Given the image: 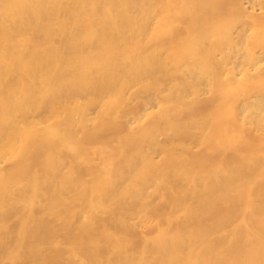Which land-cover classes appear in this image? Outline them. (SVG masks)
<instances>
[{
	"label": "bare ground",
	"instance_id": "1",
	"mask_svg": "<svg viewBox=\"0 0 264 264\" xmlns=\"http://www.w3.org/2000/svg\"><path fill=\"white\" fill-rule=\"evenodd\" d=\"M0 264H264V0H0Z\"/></svg>",
	"mask_w": 264,
	"mask_h": 264
}]
</instances>
